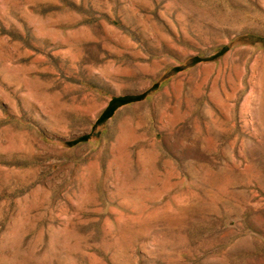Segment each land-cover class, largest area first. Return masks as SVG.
<instances>
[{
	"label": "rangeland",
	"instance_id": "374dc122",
	"mask_svg": "<svg viewBox=\"0 0 264 264\" xmlns=\"http://www.w3.org/2000/svg\"><path fill=\"white\" fill-rule=\"evenodd\" d=\"M0 137V264H264V0H0Z\"/></svg>",
	"mask_w": 264,
	"mask_h": 264
},
{
	"label": "bare ground",
	"instance_id": "6f19581e",
	"mask_svg": "<svg viewBox=\"0 0 264 264\" xmlns=\"http://www.w3.org/2000/svg\"><path fill=\"white\" fill-rule=\"evenodd\" d=\"M23 69L24 68H21V70L19 69L20 70L19 73L22 74ZM16 81H19V83L21 82V83L27 84L28 80L26 81V80H24V78L21 77V79L18 78ZM130 120H131L130 118H123V119H121L120 122H118L115 125V129H117L115 131H117V133H118L116 141L118 143H120L125 137L127 138V141L125 142L126 145L123 147L121 154H119V157H121V160L124 163L122 172H123L125 180L132 182V183L134 182L137 184L138 181L144 180L145 177H147L148 171L150 170V168L152 166H154V163L152 162L151 157H150L151 156L150 155L151 150H149V148H146L145 146H143L144 144H138V145L136 144L137 148H139L138 152L136 153V156H134L133 152L130 151L131 149L129 150V147L131 148L132 144L134 145L139 140V135L137 132L138 127H132L130 125V122H129ZM4 134H6V133H4ZM11 137H13V136H11ZM0 138H2V137H0ZM21 143H22V146H26V145H24V140H22V139H21ZM26 148H27V146H26ZM119 153H120V151H119ZM113 155L116 156V153L114 151H113ZM168 208H169V206H168ZM142 209H143V206L140 208V212Z\"/></svg>",
	"mask_w": 264,
	"mask_h": 264
}]
</instances>
